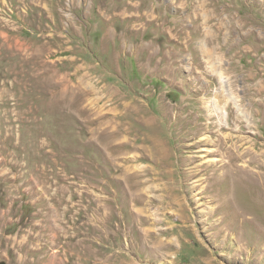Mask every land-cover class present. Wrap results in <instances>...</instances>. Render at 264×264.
Returning a JSON list of instances; mask_svg holds the SVG:
<instances>
[{"label": "rangeland", "instance_id": "1", "mask_svg": "<svg viewBox=\"0 0 264 264\" xmlns=\"http://www.w3.org/2000/svg\"><path fill=\"white\" fill-rule=\"evenodd\" d=\"M0 264H264V0H0Z\"/></svg>", "mask_w": 264, "mask_h": 264}, {"label": "bare ground", "instance_id": "2", "mask_svg": "<svg viewBox=\"0 0 264 264\" xmlns=\"http://www.w3.org/2000/svg\"><path fill=\"white\" fill-rule=\"evenodd\" d=\"M218 69V68H217ZM216 70V69H215ZM217 72V71H216ZM219 74L221 75V77L223 78V72H219ZM226 84V83H225ZM225 87V86H224ZM231 93V92H230ZM230 98V97H229ZM234 101V100H233ZM239 104V103H238ZM236 105V104H235ZM247 166V165H246Z\"/></svg>", "mask_w": 264, "mask_h": 264}]
</instances>
